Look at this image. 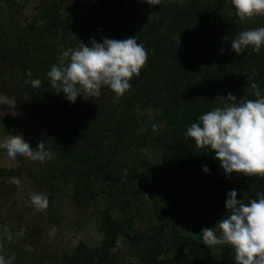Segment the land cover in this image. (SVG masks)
<instances>
[{"label":"trees","instance_id":"1","mask_svg":"<svg viewBox=\"0 0 264 264\" xmlns=\"http://www.w3.org/2000/svg\"><path fill=\"white\" fill-rule=\"evenodd\" d=\"M89 2L0 0L8 8L0 21V97L42 113L35 147L44 142L52 153L23 174L0 169V188L5 179L17 186L26 177L36 192H48V202L64 190L78 216L98 218L102 233L94 248L82 243L59 259L44 256L28 264H131L128 257L135 264H236L229 246L208 247L199 234L229 215V191L246 203L258 199L264 178L226 179L215 153L196 147L186 130L221 106L218 97L255 99L247 87L252 82L264 94V49L236 56L230 45L241 31L264 27V16L241 22L231 0H172L160 8L137 0ZM75 12L83 15L72 27ZM132 36L148 60L123 97L102 88L99 98L69 104L56 95L47 73L63 51L78 42ZM28 72L41 89L25 83ZM91 207L95 213L86 216ZM24 239L9 245L10 252H24ZM119 239L126 256L117 249Z\"/></svg>","mask_w":264,"mask_h":264},{"label":"clouds","instance_id":"2","mask_svg":"<svg viewBox=\"0 0 264 264\" xmlns=\"http://www.w3.org/2000/svg\"><path fill=\"white\" fill-rule=\"evenodd\" d=\"M155 8L167 6L172 0H142ZM235 15L241 22L264 16V0H231ZM77 48L62 52L59 65H53L47 73L56 95H63L74 104L84 95L99 98L101 89L108 88L117 97H123L130 89V81L139 76L148 60V53L136 36L125 40L92 39L89 45L78 42ZM231 51L242 55L248 48L260 53L264 49V27L241 31L231 42ZM223 51V50H221ZM26 84L39 90L42 84L27 74ZM250 79V78H248ZM255 99L240 102L231 93L218 97V106L198 118L186 130L196 147L214 152V160L228 179L232 176L264 178V94L257 83L247 86ZM158 125H153V131ZM13 160L28 159L44 163L52 153L41 142L33 149L20 135L6 134L0 142ZM209 173L207 166L202 168ZM19 187V185H17ZM237 191L227 193L225 208L228 216L221 218L213 228H204L199 234L208 247L229 246L234 251L236 264H264V193L247 203L237 199ZM32 204L37 209L48 207L44 193H33ZM0 264H12V260L0 257Z\"/></svg>","mask_w":264,"mask_h":264},{"label":"rangeland","instance_id":"3","mask_svg":"<svg viewBox=\"0 0 264 264\" xmlns=\"http://www.w3.org/2000/svg\"><path fill=\"white\" fill-rule=\"evenodd\" d=\"M87 6L90 0H82ZM139 4L147 5L142 0H137ZM33 8V6H32ZM7 5L0 4V21L7 19ZM82 13L70 14L71 25L77 26L82 18ZM107 94V93H106ZM83 103L89 102L90 96L78 97ZM106 98V97H105ZM107 99L112 100V95L107 94ZM6 108L0 109V142L6 139V134L20 135L26 144L36 149L41 139V130L37 127L38 120L42 113L27 111L19 107L14 98L0 97V104ZM139 115V114H138ZM148 155L150 151L144 150ZM31 160L10 158L5 150H0V169L28 171ZM19 187L15 186L14 179H5L4 186L1 185L0 193V257L12 260V264L29 263L32 259L39 257H49L59 259L62 254H70L79 244L84 243L88 248H94L102 241V233L98 218L91 216H78L71 207L67 194L64 190H58L53 194V199L48 202L46 209H37L31 202L33 193L48 192L38 191L31 180L22 177ZM32 183V184H31ZM5 188V193L2 189ZM95 213L94 207L88 208L84 214ZM31 229H35L34 234H30ZM38 232V234L36 233ZM22 240L21 247L24 252H10L9 245L13 246ZM117 249L126 256V248L121 239L118 240ZM7 253L13 254L14 258H9ZM128 263L135 264L134 258H124ZM40 264H50L42 261Z\"/></svg>","mask_w":264,"mask_h":264}]
</instances>
